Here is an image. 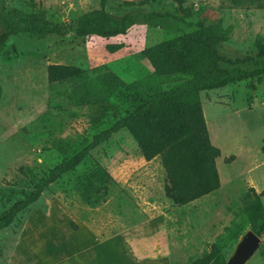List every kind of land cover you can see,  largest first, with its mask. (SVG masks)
Listing matches in <instances>:
<instances>
[{
    "label": "rangeland",
    "instance_id": "obj_1",
    "mask_svg": "<svg viewBox=\"0 0 264 264\" xmlns=\"http://www.w3.org/2000/svg\"><path fill=\"white\" fill-rule=\"evenodd\" d=\"M36 1L43 4L46 19L60 25L100 6V0ZM184 2L196 20L224 37L219 46L221 55L237 59L256 54L257 42L264 40V0L261 7L235 6L230 0ZM1 3L30 12L28 0ZM105 9L115 18L151 11L176 14L173 0H107ZM169 21H154L156 27H152L139 20L125 36L110 39L88 37L85 41L70 35L50 36L40 43L24 36L9 40L0 60V214L27 195L55 165L123 115L118 92L130 94L137 83L145 86L153 82L158 89L177 84L155 78L139 53L175 37V29L168 34L162 28L170 25ZM11 46L17 50L16 57H11ZM59 57L85 68L88 75L79 81L49 85L45 67ZM96 78H101L99 84ZM248 83L200 93L211 143L220 150L216 166L221 185L213 194L183 207L173 205L164 194L165 175L159 158L145 161L131 136L119 133L91 152L74 172L50 185L46 196L64 194L79 214L86 220L96 219L98 224L114 211L115 196L122 198L130 192L127 214L133 223L148 221L149 230L142 242L155 247L154 253L145 252L155 263L141 264H190L206 255L215 243L229 260L250 230L241 211L247 190L253 187L260 193L264 189V83L255 91ZM72 96L96 106L75 108ZM98 167L110 172L118 183L100 181L99 177L93 183L87 180L99 174ZM103 184L108 187L106 195ZM51 203L57 210V201ZM262 247L245 264H250Z\"/></svg>",
    "mask_w": 264,
    "mask_h": 264
},
{
    "label": "trees",
    "instance_id": "obj_2",
    "mask_svg": "<svg viewBox=\"0 0 264 264\" xmlns=\"http://www.w3.org/2000/svg\"><path fill=\"white\" fill-rule=\"evenodd\" d=\"M230 1L235 6H262V0ZM1 2L2 0L0 55L11 36H24L34 41H44L50 36L64 38L68 35L85 41L88 37L110 39L125 36L139 20L152 27H156V23L152 25L154 21L162 20L167 23L170 20V25L165 24L162 28L168 34L175 29V37L142 49L140 53L152 67L155 78L160 79V82L173 80L177 84L168 89H158V85L153 82L144 84L145 86L137 83L132 85L130 94L118 92L117 99L124 110L123 115L107 129L94 134L90 142L80 150L55 165L45 177L33 185L27 195L3 211L0 214V231L8 227L20 212L37 202L50 185L63 175L74 172L91 152L121 130L129 133L145 161L159 158L165 175L164 194L173 205L183 207L213 194L220 188L216 166L220 150L211 143L200 93L243 81H249V89L255 91L257 85L264 83V40L257 42L254 56L227 58L219 52L224 37L210 26L196 20L184 0H173L175 15L151 11L126 14L121 18H115L108 13L105 9L107 0H100L99 8L82 13L75 20L62 25L46 19L43 4L36 0H28L30 12L3 7ZM11 50V57H16L15 46H11ZM11 57L8 56V59ZM246 64L250 68H245ZM84 72L75 66L49 64L48 84H61L81 78ZM1 95L0 85V98ZM230 159L231 157L227 158L226 163ZM98 171L99 174H92V178L87 180L93 183L96 182L94 178L99 177L100 181L107 179L114 182L106 170L98 167ZM102 193H108L105 184L102 186ZM85 198L90 199L86 196ZM262 198L264 189L258 193L250 187L241 209L250 231L259 238L264 234ZM224 229L230 231V228ZM261 253L264 255V251ZM190 264H226V259L220 245L215 243L206 255Z\"/></svg>",
    "mask_w": 264,
    "mask_h": 264
},
{
    "label": "crops",
    "instance_id": "obj_3",
    "mask_svg": "<svg viewBox=\"0 0 264 264\" xmlns=\"http://www.w3.org/2000/svg\"><path fill=\"white\" fill-rule=\"evenodd\" d=\"M10 39H15V36ZM86 48L91 57L87 45ZM4 53L3 51L0 55L1 61L5 57ZM70 61L68 59L63 62V58L59 57L55 63L48 65L75 66L85 71L83 75H88L85 68ZM48 65L45 67L46 80ZM79 79L68 80L64 84ZM100 81L101 78L95 79L98 84ZM72 98L75 108L91 109L96 106L74 96ZM119 133L129 134L126 130H121L114 135ZM111 177L118 183L115 176L111 174ZM63 195L48 197L44 191L37 202L20 212L8 227L0 231V264L155 263L152 257L145 255V252L154 253L155 247L149 248L142 242L149 230L148 221L132 222L130 214H127L130 211L128 195L125 194L122 198L115 196L114 211L109 213L107 220L102 219L98 224L94 218L86 220L85 215L79 214ZM53 201H57L59 205L57 210H54L51 203ZM261 244L263 247L250 264H264V255L261 253L264 251V234Z\"/></svg>",
    "mask_w": 264,
    "mask_h": 264
},
{
    "label": "water",
    "instance_id": "obj_4",
    "mask_svg": "<svg viewBox=\"0 0 264 264\" xmlns=\"http://www.w3.org/2000/svg\"><path fill=\"white\" fill-rule=\"evenodd\" d=\"M261 239L252 231H247L238 242L235 252L226 264H245L257 251Z\"/></svg>",
    "mask_w": 264,
    "mask_h": 264
},
{
    "label": "bare ground",
    "instance_id": "obj_5",
    "mask_svg": "<svg viewBox=\"0 0 264 264\" xmlns=\"http://www.w3.org/2000/svg\"><path fill=\"white\" fill-rule=\"evenodd\" d=\"M207 125V124H206ZM220 171L218 170V173H219Z\"/></svg>",
    "mask_w": 264,
    "mask_h": 264
}]
</instances>
